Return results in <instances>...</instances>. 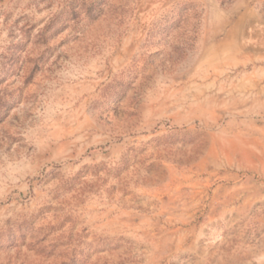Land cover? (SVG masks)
Segmentation results:
<instances>
[{
    "label": "rangeland",
    "instance_id": "1",
    "mask_svg": "<svg viewBox=\"0 0 264 264\" xmlns=\"http://www.w3.org/2000/svg\"><path fill=\"white\" fill-rule=\"evenodd\" d=\"M264 0H0V264H264Z\"/></svg>",
    "mask_w": 264,
    "mask_h": 264
},
{
    "label": "crops",
    "instance_id": "2",
    "mask_svg": "<svg viewBox=\"0 0 264 264\" xmlns=\"http://www.w3.org/2000/svg\"><path fill=\"white\" fill-rule=\"evenodd\" d=\"M263 259H264V257H263Z\"/></svg>",
    "mask_w": 264,
    "mask_h": 264
}]
</instances>
